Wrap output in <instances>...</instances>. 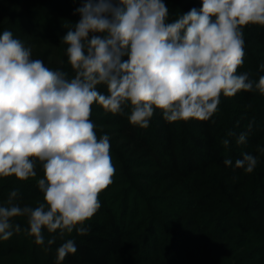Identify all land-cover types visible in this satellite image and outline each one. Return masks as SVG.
Segmentation results:
<instances>
[{
  "label": "clouds",
  "instance_id": "9594fccd",
  "mask_svg": "<svg viewBox=\"0 0 264 264\" xmlns=\"http://www.w3.org/2000/svg\"><path fill=\"white\" fill-rule=\"evenodd\" d=\"M201 3L170 20L163 0H83L75 10L79 21L61 38L71 79L33 58L12 31L0 34V178H36L38 166L43 172L35 206L14 202L18 189L0 204V240L19 233L13 221L24 217V231L36 244L45 243V230L52 234L48 245L63 241L58 262L77 252L65 236L89 233L85 223L100 209L99 196L116 171L110 137L98 135L91 119L94 104L112 115L127 108L129 122L147 128L157 110L167 122L208 121L221 95H264V75L254 81L238 71L246 55L244 29L264 27V0ZM251 128L237 144L246 143ZM222 143L227 147L229 140ZM257 163L244 153L236 167L251 173Z\"/></svg>",
  "mask_w": 264,
  "mask_h": 264
},
{
  "label": "trees",
  "instance_id": "16d2710c",
  "mask_svg": "<svg viewBox=\"0 0 264 264\" xmlns=\"http://www.w3.org/2000/svg\"><path fill=\"white\" fill-rule=\"evenodd\" d=\"M82 2L0 0V34L12 31L32 48L33 58L71 79L74 72L61 38L79 21L75 10ZM163 2L170 20L202 6L201 0ZM244 39L246 55L238 71L257 81L264 75V27L247 26ZM98 88L106 94L104 86ZM218 108L208 121L167 122L157 110L142 128L129 122L127 108L123 116L112 115L94 104L91 119L98 135L111 138L115 168L127 171L121 173L127 185L128 178L139 179V174L142 183L133 181L120 209L115 207L122 204L119 191L110 196L107 189L102 191L100 209L85 223L89 233L67 234L65 239H74L77 252L59 262L57 249L63 241L57 238L48 245L52 234L45 230V243L38 245L24 231L26 218H15L21 231L0 240V264H264V152L258 151L264 149V95H221ZM249 124L246 143L237 144ZM224 139L229 140L227 147ZM244 153L258 159L251 173L236 167ZM225 159L231 165H225ZM135 168L143 171L131 173ZM42 176L38 166L36 178L0 182V204L18 189L14 202L35 206L42 200L36 184Z\"/></svg>",
  "mask_w": 264,
  "mask_h": 264
},
{
  "label": "rangeland",
  "instance_id": "374dc122",
  "mask_svg": "<svg viewBox=\"0 0 264 264\" xmlns=\"http://www.w3.org/2000/svg\"><path fill=\"white\" fill-rule=\"evenodd\" d=\"M111 139V138H110ZM119 166H118V168L116 167L115 169H117V172L115 173V177H118L117 178V182H115L116 181V178L113 180V184H111L109 187H107L106 189H107V193H108V195L110 196L112 193H116V192H118V193H116L120 198H121V200H122V204H120V205H117V206H115L116 207V209H117V207L120 209L121 207H124L125 206V202H124V200H123V198L126 196V191L130 188V187H132V183H134L133 181H136L137 180V184H139V183H142V181H140L139 179H140V177H142V176H140L141 174H139L138 172L139 171H143L142 169H139V168H135L133 171H131V173H135V174H139V179L136 177H133V179H129L128 178V181H130L131 183L130 184H128L127 185V183H129V182H127V180L125 181V179H123V177L121 176V173H127V171L125 170V169H123V170H120L119 171ZM127 178V177H126ZM10 179H16L15 177H8V178H0V182H2V181H4V180H7V181H9ZM115 183H117V184H115ZM122 183V184H121ZM126 183V184H125ZM148 187V186H147ZM148 189V188H147ZM148 191H149V189H148ZM148 191L146 192V193H148ZM123 195H124V197H123ZM149 195V194H148ZM114 204H115V202H113ZM152 205V207H157V208H159L160 206H156L157 204H151ZM154 205V206H153ZM142 210L144 211V209H143V207L142 208H140V213H142Z\"/></svg>",
  "mask_w": 264,
  "mask_h": 264
}]
</instances>
